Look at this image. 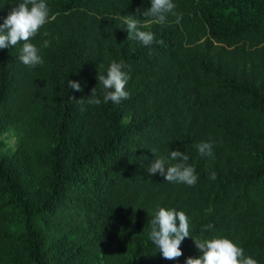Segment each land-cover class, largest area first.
Returning a JSON list of instances; mask_svg holds the SVG:
<instances>
[{"label":"trees","instance_id":"1","mask_svg":"<svg viewBox=\"0 0 264 264\" xmlns=\"http://www.w3.org/2000/svg\"><path fill=\"white\" fill-rule=\"evenodd\" d=\"M46 2L50 13L89 10L103 22L93 15L70 23L72 43L46 48L40 29L29 42L45 65H25L22 43L0 54V130L17 121L24 132L16 153L0 155V264H186L202 255L194 239L217 237L264 264V96L193 53L177 23L157 24L154 42L133 50L119 35L111 38L107 12L144 18L151 0ZM173 3L216 41L256 46L246 58L264 88V0ZM112 61H123L130 77L129 98L119 104L103 102L97 79ZM69 80L81 90L69 88ZM95 87L99 105L88 103ZM245 94L254 103L243 104ZM202 142L213 143L212 156L199 153ZM177 149L195 167L194 186L147 172L156 157ZM159 207L190 220L183 255L173 260L149 238ZM80 228L89 229L87 238L73 237Z\"/></svg>","mask_w":264,"mask_h":264},{"label":"clouds","instance_id":"2","mask_svg":"<svg viewBox=\"0 0 264 264\" xmlns=\"http://www.w3.org/2000/svg\"><path fill=\"white\" fill-rule=\"evenodd\" d=\"M175 7L173 0H151V7L142 12L143 17L148 18L143 23L133 16H124L123 22L127 26L128 39L138 40L145 46L151 45L155 40L154 33L143 31L141 28H146L151 23H165L169 13L175 15L173 11ZM137 13H140V9H137ZM49 16L50 7L46 0H22L11 8L3 24H0V49L14 47L23 42L19 59L31 67L42 65L44 61L39 54L40 49L29 41L48 22ZM181 18L177 16L176 22L179 23ZM158 43L163 44V40ZM48 46L49 41L45 40L42 47ZM123 67V61H112L106 74L98 71L97 79L105 90L104 103L111 101L119 104L129 98V93L125 89L130 77L122 70ZM68 85L76 91L81 90L78 81L69 80ZM79 101L83 103V99ZM88 103L101 104V99L96 96V87L92 89ZM81 110L83 111V108ZM196 147L202 156L213 155L212 142H202ZM173 161L175 163H172ZM188 161L189 156L185 152L179 149L172 150L170 157H156L147 168V172L152 175L159 173L166 182L194 186L198 181V175L195 167ZM209 178L215 180L216 173L212 172ZM149 224L151 226L149 238L165 259L173 260L183 255L181 243L186 237L191 236L190 220L184 211L159 207ZM204 227L211 229L213 225ZM194 242L202 255L199 258L188 257L186 264H258L256 259L246 256L244 249L228 238L194 239Z\"/></svg>","mask_w":264,"mask_h":264},{"label":"rangeland","instance_id":"3","mask_svg":"<svg viewBox=\"0 0 264 264\" xmlns=\"http://www.w3.org/2000/svg\"><path fill=\"white\" fill-rule=\"evenodd\" d=\"M19 3L20 1L17 0H7L4 3L0 4V24H3L4 19L8 16L11 8L18 5ZM174 13L175 15L169 13L165 22L177 23V16L182 17L177 24L181 29L184 30L185 35L188 37V41L185 42V45L188 46L193 53L205 56L206 59L211 60L216 67H223V71H225L226 73L235 72L238 83L242 85L252 83V90H255L257 95L264 96V88H259L260 83H255L253 81L254 75L252 73V59L246 58L247 55H251L250 53L252 51H256V46H254L249 41L246 42V44L239 43L233 46L220 43L209 35L206 28L195 19L192 12L179 9L177 11H174ZM93 15H97L96 22L98 24H101L103 22L101 19V15L89 10L78 11L76 15L55 11L53 13H50L48 22L44 26H42L41 30L44 32V34L47 33L46 37L50 44H61L64 42H68L69 45L70 43H72L71 41L74 37H70L73 34H69V28L66 29V27H69L68 25H70V23L71 25L75 24L76 22H78V20L82 21V23H85ZM106 15H108V18L110 19V21H112L111 31H113L114 34V36L111 37L112 39L116 37L115 35H119L121 38V45H126L129 50H133L136 47H140L143 45L138 40L128 39L129 33L127 31L126 24L123 22V17L133 16L137 19H140L142 23L147 18L135 16L130 12L122 9L107 12ZM52 17H54V19ZM157 24L160 23H151L148 25V27L141 28V30L151 31L155 34V32L158 31L156 27ZM75 33L76 32H74V34ZM21 43L23 44V42H20L16 46L18 47ZM258 47L262 49L264 47V43L260 44ZM4 49H0V54ZM244 51H246V54ZM42 65L45 64L43 63ZM255 98L256 97L254 95L245 94L242 96V103H245V105H249L251 103H254ZM23 133L24 132L22 126L19 122H7V124L0 130V155L5 154L11 156L16 153L19 146L21 145V137ZM87 230L89 229H77L74 232L73 237L81 236L83 238H87L89 233ZM79 264L82 263L79 262Z\"/></svg>","mask_w":264,"mask_h":264}]
</instances>
